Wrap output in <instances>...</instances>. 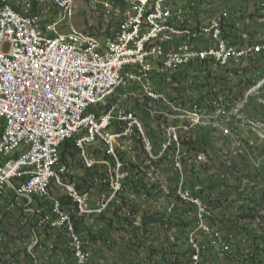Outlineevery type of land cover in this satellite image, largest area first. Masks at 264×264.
I'll list each match as a JSON object with an SVG mask.
<instances>
[{
  "label": "built area",
  "instance_id": "built-area-1",
  "mask_svg": "<svg viewBox=\"0 0 264 264\" xmlns=\"http://www.w3.org/2000/svg\"><path fill=\"white\" fill-rule=\"evenodd\" d=\"M37 2L40 13L30 17L25 2L17 7V0H0V112L11 118L9 136H1L0 131V264H7L4 253L11 241H17V233H24V241H18L15 257L19 261L29 257L30 264H110L106 258L96 259L98 254L105 255L104 248L130 253L126 264H186L185 257H179L182 243H189L190 251L202 248L201 258L193 264H264V255H257V248H264V227H255L256 219H250L249 213H239L240 203L252 204L249 183H256V197L264 202V145L261 139L257 145L241 144L237 116H203V108L250 102L241 96V83L252 79L250 67L264 69V0L246 7L252 16L249 20L241 17L242 6L218 10L206 0H88L82 5L85 14L102 12L103 17L102 25L90 23V28L105 27L106 35L91 44L86 58L73 57L72 50L54 52L58 39L48 35V28L60 27H49L44 19L46 10H64V25L75 27L68 11V3L74 0ZM15 19H24L25 27L6 30V22ZM250 21L255 29L247 28ZM150 34H157L158 42L150 51H142L141 39ZM35 42H42V49H35ZM99 52H106V59L95 63ZM239 56H250L249 65H240ZM199 58L228 64V71L200 66ZM155 60L171 64L167 81H160ZM116 78L129 82L124 97L134 91L135 105L117 108L115 103L95 111L81 131L58 133L59 124L78 120L80 107L105 92ZM138 78L147 79L157 101L139 97ZM161 82H168V89H161ZM163 90H170L171 98H164ZM172 91H179V98H172ZM260 91L262 99L264 90ZM166 103L174 106V114H168L171 121L186 123L188 134L156 125L154 115L166 113ZM100 126L147 130L151 150H167V159L147 162L134 143L140 174L126 181L115 173V151H122L127 160V147L111 148L113 135L100 133ZM86 127H93V135H86L85 143H74V149L78 155L79 146H86L93 160L77 162L76 157L64 163L62 147L71 142V136L85 135ZM260 127H264V113L256 132ZM172 135H179V144H172ZM97 136H106L108 152H96ZM185 136H201V143L209 144L213 154L225 160V168L207 167L204 154L195 148L181 152ZM18 141H26V148L12 155ZM175 154H182L183 162L174 173L175 180H169L166 168L171 169ZM190 154H197V161H190ZM246 156H254L253 168H246ZM23 159H31L32 167L23 166ZM190 165H197V173H190ZM154 166H161L164 176H155ZM252 169H259V176H252ZM88 171L91 177L86 176ZM48 177H56V184L47 185ZM74 178H83V185H74ZM215 178L224 182L227 194L217 196L201 183ZM147 180H156L159 205L155 209L176 201L188 217L187 230L171 234L175 245L162 240L166 252H158L155 229H147V241L120 244L109 238V230L89 227V219L108 210L133 219L136 229L145 227L148 203L139 201V186ZM183 199H190V206H183ZM84 210H95V218H84ZM257 212L261 218L259 205ZM198 214H205V222H198ZM208 217H215V225H207ZM78 228H87V235L78 236ZM64 232L75 233L76 241H63ZM146 244L156 253L147 252Z\"/></svg>",
  "mask_w": 264,
  "mask_h": 264
},
{
  "label": "bare ground",
  "instance_id": "bare-ground-1",
  "mask_svg": "<svg viewBox=\"0 0 264 264\" xmlns=\"http://www.w3.org/2000/svg\"><path fill=\"white\" fill-rule=\"evenodd\" d=\"M76 1L77 0H74V3H68V11H71V16L72 10L74 9V6H76ZM24 2L26 8L29 11V16L37 17V14L40 13V4L37 2V0H17V7H24ZM83 3L87 5L88 0H84ZM59 11L63 12L65 15L63 17V20L58 21L51 18L49 20V27L64 28L66 12H64V10ZM85 22L87 25H89V27L90 23H95V25H102V12L89 14L88 20H86ZM15 26L25 27V20L15 19V22H6V30H13L15 29ZM48 35L55 36V38L58 39L54 43V52L72 50L73 57L86 58L91 51V44H97V40H101L102 37L106 35V28L98 27L95 28V30H92L91 33H81L73 31L67 34H62L59 28H48ZM76 41L86 44H83L81 46L76 45ZM153 42H158L157 34H150V36L142 38L141 50L150 51V46L153 45ZM35 49H42V42H35ZM105 59L106 52H99L95 55V63H102ZM249 63L250 56H239L240 65H249ZM213 64H215L217 68H219L220 72L228 71V64L219 63L217 61L209 62L208 58H199L200 66H209V69L212 70V67H214ZM154 69L160 71V81L168 80V76H170L171 73V64H169L168 61L155 60ZM250 74L252 76L250 82L241 83V96H244V99H247L248 101H250L252 97H255L257 98V103L253 104L250 101L244 106V103L237 102L238 104L243 106L240 108L243 113H235V109L233 107L232 111H230V113L228 114L224 105L207 107L203 108V116L212 118L237 116V120H239L237 123V130L242 131L241 142L249 144L250 141V145H257V139H261V145H264V138H262V135H264V127L258 128V132H256L257 123H260V115H263L264 113V106L259 103L260 101L264 103V98L261 99L260 91L264 90V69L260 70V67H250ZM137 86L139 88V97L144 98L145 102L157 101V94L153 93V88H149V83L146 78H138ZM126 89H129V82L124 81L123 78H116L113 82H111V87L105 89V92H101L98 96L88 99L83 104V106L80 107V111L77 112L78 120L63 121V124H59L58 133H66V129H70V131H81L83 128V122L89 120L90 117L95 116V111H102L107 107L114 105L115 103L117 108H125L130 105H135L136 97H134V91H127V97H124L126 96ZM161 89H168V82H161ZM163 97L171 98V91L163 90ZM172 98H179V92L172 91ZM245 107L247 108V110L245 109ZM248 107H250L251 109L248 110ZM168 114H174L173 103H166V113H157L156 115H154V122L156 123V125H167V131H171L175 134H188V125L186 123H183L182 121H171L170 115ZM0 122H3L1 136H9V129L11 125L10 115L7 112H0ZM100 133L113 135L111 138V148H118V146L120 145H122V147H127V157L132 158V161H129L128 158L126 161H123L122 156L124 153L122 151H115V160L117 161V163L115 164V173H121V178L124 180H126L129 176H132L133 178V180L126 181H134V174H140V166H135V164L138 163V153L135 151L134 143H138V149L142 154V158L147 162L165 161L167 159V150H160L159 153L151 150L150 144L148 142L149 133L147 132V130L132 132L131 130H123V126H100ZM86 135H93V127H86L85 135L71 136V141L73 143H85ZM97 143L99 144H96V152H108L106 136H97ZM172 144H179V135H172ZM20 147L26 148V141H18V143H15L12 147V155H14V153H16V155H19L18 149ZM189 148H195L196 153L204 154V161L207 167L211 165L210 168H225V166L223 168H220L219 165H216L218 164L217 160L219 157L212 154L213 151L211 150V146L209 144L201 143L200 136H185V142H181V152H189ZM132 150L133 152L130 154L129 151ZM261 152V155H264V146L261 147ZM123 158H125V156ZM84 160L92 161L93 152L87 151L86 146H79L77 162H84ZM190 161H197V154H190ZM182 162L183 155L175 154L172 159L171 166V169L174 173H178V166L181 165ZM246 162H248L247 159ZM222 163L225 165V160L221 159V164ZM23 166L32 167V160L23 159ZM193 169H197V165H190V173ZM252 174L253 176H259V169H252ZM154 175L164 176V169H162L161 166H154ZM78 179L82 178H74V185H83V180ZM54 184H56V177H48L47 185ZM261 188H264V179H261ZM155 192H158L156 191V180L141 181V186H139V201L143 203L145 200H151L152 195ZM248 195L249 197H252V202H255V204L259 202V197H256V183H249ZM172 204H170L171 207L169 209L171 212L172 207H176V202L173 201ZM253 205L254 204H249L248 206L250 208H253ZM183 206H190V199H183ZM248 206L247 203H240L239 213H249V217L252 216L253 218L255 216V226L264 227V202H259V210L263 212L261 214V218H258L256 206V210L253 212L251 211L252 213L248 212ZM174 209L176 210V208ZM145 214H147L148 216L152 215V209L144 208V216H146ZM182 214L184 216V213ZM84 218H95V210H84ZM198 219V222H205V214H198ZM207 225H209L208 221ZM89 227H97L98 229H108L112 231L113 233L110 237L112 239L116 238L115 241L132 240V237L135 238L138 234H141V232L139 231L140 229H136V225H134L133 219L121 217V215L116 210H108V213H97V219H89ZM117 229L125 230L118 231ZM147 229H149V227ZM142 233L143 236H147L149 239V232L146 231L145 233L142 229ZM85 235H87V228H78V236ZM140 238V240H142V237ZM169 240L172 239L170 238ZM18 241H24V233H17V241H11L10 249H7V251L4 253V262H7V264H30L29 257H21L20 261L18 257H15L18 249ZM63 241H76V234L72 232H64ZM165 251L166 250H164L163 252ZM184 252H179L180 257H185L184 255H181ZM260 254L264 255V251H262V253ZM201 256L202 248H194V251H188L185 257V263L193 264L196 262V258H201Z\"/></svg>",
  "mask_w": 264,
  "mask_h": 264
},
{
  "label": "rangeland",
  "instance_id": "rangeland-1",
  "mask_svg": "<svg viewBox=\"0 0 264 264\" xmlns=\"http://www.w3.org/2000/svg\"><path fill=\"white\" fill-rule=\"evenodd\" d=\"M184 0H180V2L182 3ZM206 1H210V2H214L215 5H217L219 8H223V7H227L228 9H236L237 8V4L238 3H244L245 0H206ZM82 5H86L85 3H83L82 1H78L76 3V6H74V9L72 10V16H71V19H74L78 22V26L76 28V25L75 27H72V26H69V25H65L64 28L63 27H60L59 30L62 34H67V33H71L73 31H77V32H85V33H91L90 30H86V31H80L79 29H82V27H85V24H86V20H88V17L89 15L87 16L85 13V16L83 15V13H81V10L78 12L79 10V7L82 6ZM78 12V13H77ZM64 13L57 10L56 12L53 11V10H46L44 12V19L48 18V20H50L51 18L53 19H56L58 21H62L63 20V17H64ZM66 19V18H65ZM85 22V24H84ZM87 25V24H86ZM87 28H90L89 25H87ZM214 67H212L214 70H218V72H220L219 68H217V66L215 64H213ZM212 69V70H213ZM253 104L254 103H257V98L255 97H252V99L250 100ZM261 105L264 106V103L263 102H259ZM225 109H226V112L229 114L230 112L227 110L228 108H233L235 109V113H243L242 110H240L241 106L240 104H238L237 102L235 103H231L230 105H224ZM245 109L247 110V108L245 107ZM251 108L248 107V110H250ZM0 131L2 132V122H0ZM201 137V136H200ZM241 144H245V142H241ZM24 151V148L23 147H20L18 149V152H19V155ZM213 154V153H212ZM262 154V152H261ZM14 155H16V153H14ZM246 159L248 160V162H246V168H253L254 167V156H246ZM216 161V160H215ZM218 164L216 165H219L220 168H223L225 165L222 163L221 164V158L219 157L218 160H217ZM220 163V164H219ZM211 165H209L210 167ZM224 169V168H223ZM253 176V174H252ZM167 177L169 178V180H172V177H170L169 175H167ZM155 195V196H154ZM158 192H155L153 193L152 195V198L151 200H145L143 203H148V205H145L144 208L146 209H152V212L153 214L156 213V212H165L166 215H172L173 213H175V211H177V216L179 218H176L175 221L176 223L178 224V226H175V227H170L169 225H162V224H159V225H155L153 224L152 226H149V229H155L157 230L156 232H154V242H156V246H157V250L158 252H163L164 250H166V243L165 242H162L163 241H167L168 242V245H175V235H171L173 232L175 231H185V229L187 230V227H181L179 226V222L181 221V218L182 220H185V217L183 216L182 213H184L183 209H178V207H172V212L169 210L170 209V204L173 203V201H167L165 204L162 205V207H156L155 209V205H159V197H158ZM156 197V198H155ZM234 198V197H233ZM156 200V201H155ZM176 202V201H174ZM173 205V204H172ZM176 208V210L174 209ZM154 209V210H153ZM178 209V210H177ZM169 211V212H168ZM181 211V213H180ZM172 213V214H170ZM178 214H181V215H178ZM184 218V219H183ZM215 219V217H213ZM210 225V224H209ZM215 225V224H213ZM154 226V227H153ZM163 226V227H162ZM165 227V228H164ZM180 229H179V228ZM256 227V226H255ZM163 228V229H161ZM168 228V229H167ZM141 234H138L135 238L132 237V240H138V239H141L140 237H142V240L140 241H147L148 240V237L147 236H143V233H142V229L144 230V232L146 233V229H144V227H140L139 228ZM159 229V231H158ZM171 229L173 231H171ZM108 230V229H107ZM146 230V231H145ZM168 230V231H166ZM171 231V232H170ZM111 233V234H110ZM112 231L109 230V238L112 239L110 236H112ZM146 235V234H145ZM115 238V237H114ZM172 239V240H169V239ZM116 239V238H115ZM171 241V242H170ZM119 243L121 244L122 242L119 241ZM183 245L184 243L181 244V248H179V252H184L185 249L187 248V244L185 245V247L183 248ZM146 249H148V245L146 244L145 245ZM165 247V248H164ZM181 249V251H180ZM101 251L104 252L105 255H102L101 254H98L96 256V259L99 260L101 258H106L107 262L108 263H121V264H126L129 260H130V257H131V254L128 253V252H122L120 251V249H118L117 251H112V253L110 251H108L106 248L102 249ZM145 252V250H140V253H143ZM166 252V251H165ZM106 256V257H105ZM179 257H180V254H179ZM127 260V261H126Z\"/></svg>",
  "mask_w": 264,
  "mask_h": 264
},
{
  "label": "trees",
  "instance_id": "trees-1",
  "mask_svg": "<svg viewBox=\"0 0 264 264\" xmlns=\"http://www.w3.org/2000/svg\"><path fill=\"white\" fill-rule=\"evenodd\" d=\"M78 1H84V0H77L76 1V3L78 2ZM179 92V91H178ZM229 112L230 111H232V108H228L227 109ZM3 123V122H2ZM130 152V154L133 152V150L132 151H129ZM61 155H62V159H63V162L64 163H68L69 162V158H76L77 157V151H76V149H74V143L71 141V142H67L63 147H62V149H61ZM125 155L123 154V156H122V160L123 161H126V157L125 158H123ZM128 159H129V161H132V158H130V157H127ZM128 173H129V171H128ZM191 173H197V169H193L192 170V172ZM86 176L87 177H91L92 176V173H91V171H88L87 173H86ZM78 180H83V178L82 179H78ZM126 180H133V178H132V176H129ZM252 204H254L253 205V208H250L249 206H248V208H249V210H248V212H253V211H255L256 210V207H257V205H259V202L257 203V204H255V202H252ZM256 206V207H255ZM251 212V213H252ZM177 211H175V213H173L172 215H167L166 216V214L165 213H160V212H156V213H154V214H152V215H150V216H148L147 214H145L146 216H144V228L145 229H147L149 226H151V225H153V224H155V225H159V224H162V225H169L170 227H175V226H178V224L176 223V221H175V219L178 217V216H176L177 214ZM255 213V212H254ZM252 215V214H251ZM164 216V217H163ZM236 217H238V216H235V218ZM251 217L252 216H250L249 218L251 219ZM179 218V217H178ZM256 217L254 216V218L252 217V219H255ZM198 221H199V219H198ZM207 221H208V223L210 224V225H213V224H215V219L213 218V217H208L207 218ZM183 223V224H182ZM179 226H181L182 228L183 227H187L188 226V217H185V220H181L180 222H179ZM146 231V230H145ZM187 243H184V245H183V247L186 245ZM188 246H187V248L185 249V252L183 253V254H181V255H184L185 257H186V255H187V253H188V251H190V244L188 243L187 244ZM129 246V245H128ZM261 249V250H260ZM152 251L153 253H156L155 252V250H153V249H151V247H149L148 249H147V252L148 251ZM125 250H122V252H124ZM262 251H264V249L263 248H257V252H258V254L257 255H261L260 253H262ZM183 257V256H182Z\"/></svg>",
  "mask_w": 264,
  "mask_h": 264
},
{
  "label": "clouds",
  "instance_id": "clouds-1",
  "mask_svg": "<svg viewBox=\"0 0 264 264\" xmlns=\"http://www.w3.org/2000/svg\"><path fill=\"white\" fill-rule=\"evenodd\" d=\"M257 1L258 0H245L244 3H238L237 4L238 5L237 8H239L240 6H242L244 8V13H243V15L241 17L248 18V20L251 19L252 16L250 14H248V9L247 8H248L249 4H255ZM223 9L234 10V9H228L227 7H223V8H219L218 7V10H223ZM80 10H81V13H83V15L85 16V14H84L85 13V8L83 6H80L78 12ZM85 18H86V16H85ZM74 21H76V20H74ZM84 24H85V22H84ZM77 26H78V22L76 21V28H77ZM248 27L251 28V29H255V27H254L253 23H251V21L247 25V28ZM79 30L80 31L90 30L92 32L91 28H87L86 24H85V27H82V29H79ZM203 81H204V79H203ZM166 175H169L170 177H172V180H175L174 172H173L172 169L166 168ZM167 179H169V178L167 177ZM201 183L205 187H207V189H209V190L210 189H214L215 190V194L217 196H219V195L223 196V194H227L228 193L227 186L224 184V182L222 180H219V178H215L214 180H203Z\"/></svg>",
  "mask_w": 264,
  "mask_h": 264
}]
</instances>
